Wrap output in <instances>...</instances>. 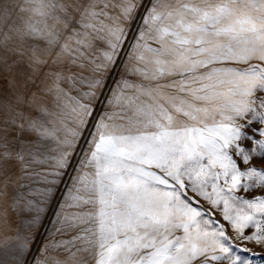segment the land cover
I'll list each match as a JSON object with an SVG mask.
<instances>
[{"label":"snow or ice","instance_id":"1","mask_svg":"<svg viewBox=\"0 0 264 264\" xmlns=\"http://www.w3.org/2000/svg\"><path fill=\"white\" fill-rule=\"evenodd\" d=\"M0 81V264H255L264 0H0Z\"/></svg>","mask_w":264,"mask_h":264},{"label":"rangeland","instance_id":"2","mask_svg":"<svg viewBox=\"0 0 264 264\" xmlns=\"http://www.w3.org/2000/svg\"><path fill=\"white\" fill-rule=\"evenodd\" d=\"M122 71V68L120 69ZM120 75V72H114L112 76L109 79V83L111 84L112 80L115 78H118ZM4 81H0V84H3ZM102 111L101 107L99 105L96 106V112L97 114ZM65 181L67 182V178H65ZM60 190L55 192V196L53 198H50L48 202L44 204V211L41 213V220L42 223L38 224L34 231L36 233V244L32 246V254L37 255L38 251L37 249L39 247H42L46 240H48L49 233L52 231L53 228V220L56 217V213L60 207V202L63 200V190H64V184H61L59 186ZM26 191V190H25ZM50 223V224H49ZM46 226V227H45ZM246 231H251L246 230ZM55 239H60L59 236H56ZM249 247L253 252L261 253L257 256H249L248 258L255 261V264H264V248L256 247L253 245H242ZM242 256H247L246 253H240ZM33 255H29L27 259L29 261L32 260Z\"/></svg>","mask_w":264,"mask_h":264},{"label":"bare ground","instance_id":"3","mask_svg":"<svg viewBox=\"0 0 264 264\" xmlns=\"http://www.w3.org/2000/svg\"><path fill=\"white\" fill-rule=\"evenodd\" d=\"M50 224V223H49ZM46 227V226H45Z\"/></svg>","mask_w":264,"mask_h":264}]
</instances>
